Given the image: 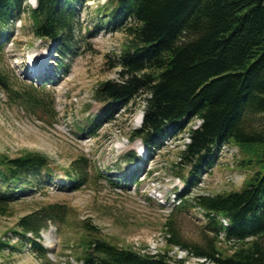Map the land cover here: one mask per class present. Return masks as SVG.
Listing matches in <instances>:
<instances>
[{
    "label": "trees",
    "instance_id": "1",
    "mask_svg": "<svg viewBox=\"0 0 264 264\" xmlns=\"http://www.w3.org/2000/svg\"><path fill=\"white\" fill-rule=\"evenodd\" d=\"M83 1L36 0L32 7L24 0H0V44L6 42L11 23L25 13L35 38L52 42L63 64L72 54L76 7ZM99 13L106 26L126 37L116 61L119 80L98 85L93 99L101 105L99 115L85 118L77 130L93 135L122 111L132 115V105L139 101L142 125L129 138L146 145L151 159L167 135L176 136L190 121L200 120L197 129H189L190 143L175 165L184 182L176 210H200L209 235L204 246L182 241L169 220L166 245L202 258L200 264H264V0H106ZM0 89L30 110L42 104L29 90L12 89L1 72ZM253 115L262 116L263 124L255 127L247 121ZM222 144L237 148L231 159L245 172L244 183L236 191L192 195ZM124 158L139 160L134 152ZM88 163L79 157L58 175L41 153L0 154V216L11 214L33 173L56 178L60 189L78 190L89 183ZM136 174L131 170L129 179L139 185ZM49 222L65 223L62 207H40L21 217L15 231L41 264H51L37 241ZM78 231V264H186L184 259L171 263L168 252L144 255L118 246L89 219L79 223ZM5 246L0 242V249Z\"/></svg>",
    "mask_w": 264,
    "mask_h": 264
},
{
    "label": "rangeland",
    "instance_id": "2",
    "mask_svg": "<svg viewBox=\"0 0 264 264\" xmlns=\"http://www.w3.org/2000/svg\"><path fill=\"white\" fill-rule=\"evenodd\" d=\"M104 2L84 0L76 7L73 50L63 65L54 58L52 43L35 38L25 13L11 23L6 42L0 44V72L11 88L29 90L42 100L38 110H30L10 100L0 89V154L15 158L26 152L41 153L58 175L79 157L89 161V183L78 190L60 189L56 178L48 180L42 173L30 175L31 181L23 186L24 194L12 206L11 214L0 216V242L8 241L4 243L7 245L12 241L11 234L15 235L21 217L56 204L64 211L65 223L49 222L41 230L39 240L48 250L51 264H78L76 243L79 223L84 219L97 225L101 234L118 246L149 252L158 249L180 259L184 257L182 251L165 245L167 221H172L182 241L204 246L209 235L195 211H170L162 205L167 204L178 185L175 165L181 161L188 131L185 136L181 132L164 142L141 168L142 175L148 173L146 178L140 177L141 184L134 186L127 181L128 171L140 166L139 162L127 164L122 159L130 151L137 155L145 151L139 140L129 138L131 131L141 125L142 104L138 100L132 105V115L122 111L95 135L86 136L77 130L87 115L94 116L101 108L93 100L98 85L119 80L116 61L126 37L124 32L105 25L99 13ZM24 5L35 4L24 0ZM60 65L62 72L57 67ZM36 69H40L38 77L31 74ZM247 121L258 127L263 124V117L248 116ZM223 150L226 154L217 153V164L200 193L236 191L244 183L245 172L235 167L231 159L233 153L237 155V148ZM116 178L120 183L113 185L110 180ZM10 245L11 251L0 249V264H41L21 239ZM219 247L226 249L223 244ZM201 262L191 258L187 264Z\"/></svg>",
    "mask_w": 264,
    "mask_h": 264
}]
</instances>
